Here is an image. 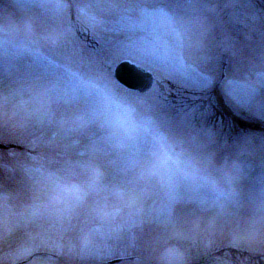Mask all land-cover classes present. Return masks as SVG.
I'll return each mask as SVG.
<instances>
[{"label": "rangeland", "instance_id": "obj_1", "mask_svg": "<svg viewBox=\"0 0 264 264\" xmlns=\"http://www.w3.org/2000/svg\"><path fill=\"white\" fill-rule=\"evenodd\" d=\"M223 104L264 122L261 0H0V264H264V125Z\"/></svg>", "mask_w": 264, "mask_h": 264}, {"label": "water", "instance_id": "obj_2", "mask_svg": "<svg viewBox=\"0 0 264 264\" xmlns=\"http://www.w3.org/2000/svg\"><path fill=\"white\" fill-rule=\"evenodd\" d=\"M114 76L124 86L141 92L147 90L152 83V76L148 72L128 62L120 63Z\"/></svg>", "mask_w": 264, "mask_h": 264}, {"label": "trees", "instance_id": "obj_3", "mask_svg": "<svg viewBox=\"0 0 264 264\" xmlns=\"http://www.w3.org/2000/svg\"><path fill=\"white\" fill-rule=\"evenodd\" d=\"M197 107L199 110V106H194ZM212 113L209 114V117L212 120L219 119L222 121V124L224 125L225 131H231L233 132V127L235 126V122L232 120L233 114L231 109L227 107L226 105H221L220 108H212L211 109ZM213 114V116H212Z\"/></svg>", "mask_w": 264, "mask_h": 264}]
</instances>
